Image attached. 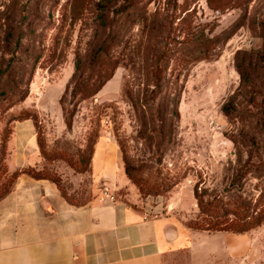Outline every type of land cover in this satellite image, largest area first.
Returning <instances> with one entry per match:
<instances>
[{"label": "rangeland", "instance_id": "1", "mask_svg": "<svg viewBox=\"0 0 264 264\" xmlns=\"http://www.w3.org/2000/svg\"><path fill=\"white\" fill-rule=\"evenodd\" d=\"M212 1L218 9L207 0H0V193L14 181L4 140L31 120L38 162L24 167L54 180L72 203L100 195L107 181L90 174L100 136L116 142L119 166L144 187L131 182V198L182 228L207 231L197 228L206 215L195 191L220 210L257 197L264 187V0ZM194 6L185 44L195 33L222 35L218 55L189 61L155 92L154 60L168 42L173 10ZM104 41L109 49L99 54ZM86 85L100 88L86 98L74 91ZM196 242L166 253L161 264H264V221L242 234L207 231Z\"/></svg>", "mask_w": 264, "mask_h": 264}, {"label": "crops", "instance_id": "2", "mask_svg": "<svg viewBox=\"0 0 264 264\" xmlns=\"http://www.w3.org/2000/svg\"><path fill=\"white\" fill-rule=\"evenodd\" d=\"M19 124L24 130L14 126L7 142L9 172L38 162L34 124ZM118 160L116 142L100 136L90 174L95 182L124 187L126 193L113 202L100 194L75 204L55 182L18 175L0 198V264H161L166 253L196 245L207 231L182 228L174 216L146 212L137 197L131 198L129 191L136 187Z\"/></svg>", "mask_w": 264, "mask_h": 264}, {"label": "trees", "instance_id": "3", "mask_svg": "<svg viewBox=\"0 0 264 264\" xmlns=\"http://www.w3.org/2000/svg\"><path fill=\"white\" fill-rule=\"evenodd\" d=\"M212 2V0H207V3L211 8L218 9L212 6ZM195 11V6L190 10L189 7L185 10H182V14L180 15H176V11L173 10L174 13H172L171 20L169 22V25L171 24V29L168 32V42L161 47V50L157 53L154 60L155 68L152 72V83L155 88V92H157L162 87V83L163 81H165L164 79L167 78V75L172 76V78L178 77L180 74V72H178L180 71L179 67H183L189 61L191 62V64H194L204 59H212L218 55L215 49L217 48L218 44L222 41V35L201 34L200 36L199 34L195 33V36L191 35L190 48L185 44L187 42L186 34L188 30L186 27V22L189 17H193L195 15ZM173 23H176L175 27H172ZM190 34H192V32H190ZM106 48L108 47L104 41L99 46L97 51L99 54H102L106 51ZM119 60V53L118 56H116L114 59L110 60L109 57L108 64L110 69L104 77L105 80L109 79L112 76L115 68L118 66ZM170 62H174L175 65L174 68L170 69L171 72H168V65ZM78 85L85 84L78 83ZM99 86L100 85H86V87L83 88L79 87L80 89L74 88V91L81 92L82 97L86 98L94 95L99 90ZM11 133L12 130L8 138L4 140L3 145L6 149V152L7 142ZM250 141L252 145L257 147L258 143L255 137H252ZM94 144L90 155L89 167L94 152ZM252 156L253 152L249 150L246 162H249ZM257 156H259V161L262 162L260 153ZM262 164L264 163L262 162ZM30 168L31 167H22L12 171V178L15 180L17 176L21 173H26L34 178H45L41 176H35V174L31 172ZM125 174L130 180V182L135 183L138 186L139 190L143 192L144 187L142 186V183L139 181V179L132 175L130 169L127 166L125 167ZM49 180L55 182L52 179ZM8 191L9 190H5L0 193V198L3 197ZM62 195L64 196L63 193ZM195 196L198 200L199 210L201 211V213L206 215V217H202V219L197 222L198 229L242 234L248 232L250 229L259 226L264 221V187L261 189L257 197L251 199L241 198L240 202L234 203L232 206L224 208L223 210L217 209L218 207L216 205L203 203L199 199L196 191Z\"/></svg>", "mask_w": 264, "mask_h": 264}, {"label": "built area", "instance_id": "4", "mask_svg": "<svg viewBox=\"0 0 264 264\" xmlns=\"http://www.w3.org/2000/svg\"><path fill=\"white\" fill-rule=\"evenodd\" d=\"M100 193L102 197L108 201L113 202L115 200V185L113 183H110L108 181H104L102 188L100 190ZM147 212V209H145ZM155 212H158L155 210Z\"/></svg>", "mask_w": 264, "mask_h": 264}]
</instances>
